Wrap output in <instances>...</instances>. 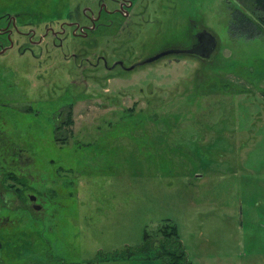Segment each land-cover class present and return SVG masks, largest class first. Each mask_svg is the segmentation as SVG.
<instances>
[{
    "label": "rangeland",
    "instance_id": "obj_1",
    "mask_svg": "<svg viewBox=\"0 0 264 264\" xmlns=\"http://www.w3.org/2000/svg\"><path fill=\"white\" fill-rule=\"evenodd\" d=\"M30 1L46 38L15 33L0 54V264L118 259L166 220L193 264H264V31L231 34L239 0H156L174 11L132 39L118 0L100 19L91 0L17 11ZM188 8L216 37L211 57L92 65L182 44Z\"/></svg>",
    "mask_w": 264,
    "mask_h": 264
},
{
    "label": "flooded vegetation",
    "instance_id": "obj_2",
    "mask_svg": "<svg viewBox=\"0 0 264 264\" xmlns=\"http://www.w3.org/2000/svg\"><path fill=\"white\" fill-rule=\"evenodd\" d=\"M118 1H119L118 4L112 3V5L116 6V8L114 9L115 11L120 12L123 15V17L127 19V25L124 29L127 30L128 39H132L133 37L136 36L133 35L134 31L132 27L134 29H139L143 33L152 30L153 27L158 28L159 25L162 24V21L160 20L164 14L162 11L164 12L170 10L174 11L176 6V2L174 1L170 2L172 6L170 7L168 6L167 8L164 9L163 6H158L159 4L156 6L155 4V2H157L156 0H118ZM17 2H19V0H0V54H3L8 50L15 48V44H16L14 40L15 33L20 34L23 37L25 35V31H29L30 29V32L27 34H30L31 36L34 37L38 36V38L41 37L40 41L37 44H40L46 38V35H43L44 32L37 35L38 32L41 31L42 29L40 28L41 25L44 24L42 23V21H44V18L40 16L41 13L37 14L31 12L32 16L33 14H36V16H40L36 21H31L28 12L30 11V7H32L36 11H41L37 7L38 5L30 1L27 2L28 8L24 9L23 11H17V7L20 4V3L17 4ZM82 3H84L83 0L73 1V4H75V6H77L78 4L81 5ZM85 5H86L85 16L90 19H100L103 15L107 16L109 12L113 11L110 9L111 3L109 4L104 0H91L90 3H87ZM45 6H47V4H45ZM190 11H191L190 8H188L186 14L182 13L184 17H186L185 18L186 26L181 34L183 38L182 44L170 45L169 47L157 51L149 55L148 57H145L144 59L134 62L133 64L130 65H127L125 60L122 58L114 60L112 64L109 65V63L107 62V58L102 55H98L96 57L97 62L92 65L97 66L100 60H103L105 68L114 69L116 67H120L122 68L123 71L127 72V70L128 71L133 70L142 64H150V63L152 64L169 55L187 54V55L199 56L197 49L203 44L202 41L204 38V33L206 32V28L197 27V24L192 20ZM26 15H27V19L25 17ZM22 16L24 17L22 18ZM164 16H166V14H164ZM72 25L75 26V28L77 27V29L80 28L84 29V27L81 26V24L79 23L77 24L76 21L70 24V26ZM58 35H59L58 33L55 34L56 37ZM185 42L186 44H184ZM22 45L25 46L24 41L23 42L17 41V47L18 48L20 47L19 50L21 52L24 51L27 52L28 47H26L23 50ZM31 51L33 52V50ZM123 76L125 77L127 76V74ZM0 198L1 200H4L3 199L4 196L1 194V192H0Z\"/></svg>",
    "mask_w": 264,
    "mask_h": 264
},
{
    "label": "trees",
    "instance_id": "obj_3",
    "mask_svg": "<svg viewBox=\"0 0 264 264\" xmlns=\"http://www.w3.org/2000/svg\"><path fill=\"white\" fill-rule=\"evenodd\" d=\"M239 3L241 7L232 13L231 34L233 36H246L247 38L260 35L264 31V0H239ZM158 227L154 236L153 233L146 230L143 241L138 246L127 245L126 249L117 251H127V254L122 256L127 258L149 257L150 254H153L152 257L158 259L161 264H193L177 225L166 220ZM158 250H160L159 253ZM117 251H112L110 254ZM97 258L91 260L90 263H96Z\"/></svg>",
    "mask_w": 264,
    "mask_h": 264
},
{
    "label": "crops",
    "instance_id": "obj_4",
    "mask_svg": "<svg viewBox=\"0 0 264 264\" xmlns=\"http://www.w3.org/2000/svg\"><path fill=\"white\" fill-rule=\"evenodd\" d=\"M29 255V259L27 260L25 258L20 257L21 264H78L79 261L75 260H61V261H56V260H51L48 258H42L39 255L36 254H22V256H27ZM153 254H150L149 257H142V256H135V257H121L118 259H112V258H106L104 262L102 263H90L91 260H88L86 264H161V262L158 259H155L152 257ZM97 258V257H96ZM95 258V259H96ZM10 264V263H9Z\"/></svg>",
    "mask_w": 264,
    "mask_h": 264
},
{
    "label": "water",
    "instance_id": "obj_5",
    "mask_svg": "<svg viewBox=\"0 0 264 264\" xmlns=\"http://www.w3.org/2000/svg\"><path fill=\"white\" fill-rule=\"evenodd\" d=\"M203 44L198 47L197 52L201 57L209 58L212 56L213 51L216 48L217 40L216 37L209 31L206 30L204 33ZM31 200H36L35 195H31ZM34 208L39 209L40 206L34 204Z\"/></svg>",
    "mask_w": 264,
    "mask_h": 264
}]
</instances>
